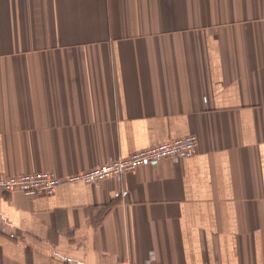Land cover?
Returning <instances> with one entry per match:
<instances>
[{"label":"crops","instance_id":"0c3cea01","mask_svg":"<svg viewBox=\"0 0 264 264\" xmlns=\"http://www.w3.org/2000/svg\"><path fill=\"white\" fill-rule=\"evenodd\" d=\"M187 135L176 164L0 191V264H264V0H0V173Z\"/></svg>","mask_w":264,"mask_h":264},{"label":"built area","instance_id":"2783aa9c","mask_svg":"<svg viewBox=\"0 0 264 264\" xmlns=\"http://www.w3.org/2000/svg\"><path fill=\"white\" fill-rule=\"evenodd\" d=\"M197 139L194 135L164 141L153 146L134 151L126 156L112 158L106 163L73 175L60 177L51 171L11 176L0 173V191L20 192L24 196L37 198L52 196L64 184L83 183L96 185L109 178L119 177L144 165H152L168 160L174 164L195 155ZM125 264H164L155 262L153 252L142 263Z\"/></svg>","mask_w":264,"mask_h":264}]
</instances>
